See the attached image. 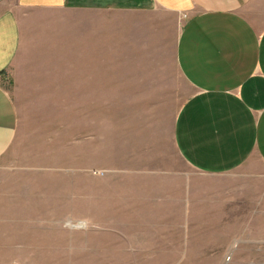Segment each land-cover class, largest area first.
Masks as SVG:
<instances>
[{
  "label": "crops",
  "instance_id": "obj_1",
  "mask_svg": "<svg viewBox=\"0 0 264 264\" xmlns=\"http://www.w3.org/2000/svg\"><path fill=\"white\" fill-rule=\"evenodd\" d=\"M9 152L82 172L49 209L99 227L106 262L203 250L188 227L264 196V0H0Z\"/></svg>",
  "mask_w": 264,
  "mask_h": 264
},
{
  "label": "rangeland",
  "instance_id": "obj_2",
  "mask_svg": "<svg viewBox=\"0 0 264 264\" xmlns=\"http://www.w3.org/2000/svg\"><path fill=\"white\" fill-rule=\"evenodd\" d=\"M113 110L108 108V122L113 121ZM33 114L31 111L30 115ZM55 158L58 161L50 166V157H44L50 162L42 165V157L22 156L21 162L20 157L9 152L0 161V168L4 167L0 171V264H119L103 260L106 251L93 250L98 247L100 228L84 227L82 212L75 209L73 217L68 213L69 216L59 219L56 216L64 214L62 210L49 209L51 201L54 207L55 203H59V209L65 207L70 200L68 184H75L74 199L81 201V171H40L41 167L57 169L59 164L66 163L65 157ZM255 200L256 197H250V209L236 212L235 219L202 220L201 229L188 227V235L199 233L192 238L203 250L168 253L167 262L264 264V196L260 203H251Z\"/></svg>",
  "mask_w": 264,
  "mask_h": 264
}]
</instances>
